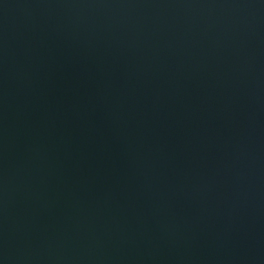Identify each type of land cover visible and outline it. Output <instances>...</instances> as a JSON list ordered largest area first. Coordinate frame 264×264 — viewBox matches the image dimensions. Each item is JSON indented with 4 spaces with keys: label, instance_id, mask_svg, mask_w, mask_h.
I'll use <instances>...</instances> for the list:
<instances>
[{
    "label": "water",
    "instance_id": "obj_1",
    "mask_svg": "<svg viewBox=\"0 0 264 264\" xmlns=\"http://www.w3.org/2000/svg\"><path fill=\"white\" fill-rule=\"evenodd\" d=\"M0 264H264V0H0Z\"/></svg>",
    "mask_w": 264,
    "mask_h": 264
}]
</instances>
